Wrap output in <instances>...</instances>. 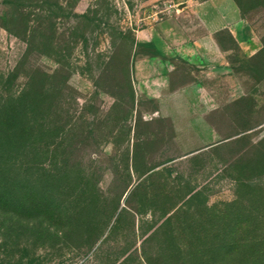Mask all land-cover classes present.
<instances>
[{
    "label": "rangeland",
    "instance_id": "1",
    "mask_svg": "<svg viewBox=\"0 0 264 264\" xmlns=\"http://www.w3.org/2000/svg\"><path fill=\"white\" fill-rule=\"evenodd\" d=\"M182 1L0 0V95L28 94L36 172L66 173L88 230L111 218L83 254L47 240L33 249L26 234L0 264H200L176 253L199 248L231 252L207 264H238L239 249L257 246L247 238L264 235V0H238L251 57L223 36L237 87L209 115L210 143L165 116L189 114L185 103L146 98L133 76L135 57L151 53L136 33L172 25Z\"/></svg>",
    "mask_w": 264,
    "mask_h": 264
},
{
    "label": "crops",
    "instance_id": "2",
    "mask_svg": "<svg viewBox=\"0 0 264 264\" xmlns=\"http://www.w3.org/2000/svg\"><path fill=\"white\" fill-rule=\"evenodd\" d=\"M176 7L172 25L162 22L136 33L137 45L151 53L135 57L133 76L146 98L159 102L174 95L185 103L189 114L163 113L173 124L189 123L196 140L210 143L215 134L209 115L235 100L229 87H237L229 73L232 50L224 44L230 41L247 57L256 47L233 0H183Z\"/></svg>",
    "mask_w": 264,
    "mask_h": 264
},
{
    "label": "trees",
    "instance_id": "3",
    "mask_svg": "<svg viewBox=\"0 0 264 264\" xmlns=\"http://www.w3.org/2000/svg\"><path fill=\"white\" fill-rule=\"evenodd\" d=\"M233 1L240 11L239 1ZM4 93L0 95V250L6 249L7 244L12 246V240L19 241L27 235L32 238L33 234V249L47 240L49 250L54 253L80 255L91 250L108 229L111 218H101L96 225H91L94 231L88 230L91 223L77 217V191L66 182V173L58 170L45 173L41 169L36 172L31 161L33 130L28 94L23 90L17 94L9 90ZM192 236L202 245L207 241L202 234ZM247 239L257 242V246L250 250L236 248L240 252L234 251L237 253L232 261L237 258L238 264H264V235ZM26 247L23 245L22 251ZM217 250L208 252L199 248L176 253L181 261L198 260L200 264H207L214 258L213 254H231ZM35 253L32 254L33 263L38 260Z\"/></svg>",
    "mask_w": 264,
    "mask_h": 264
}]
</instances>
